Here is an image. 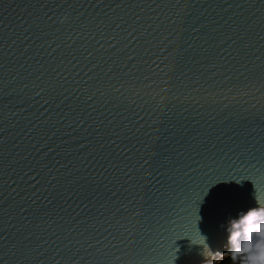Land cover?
I'll list each match as a JSON object with an SVG mask.
<instances>
[{
    "label": "water",
    "instance_id": "1",
    "mask_svg": "<svg viewBox=\"0 0 264 264\" xmlns=\"http://www.w3.org/2000/svg\"><path fill=\"white\" fill-rule=\"evenodd\" d=\"M0 140V264H203L264 204V0H0Z\"/></svg>",
    "mask_w": 264,
    "mask_h": 264
},
{
    "label": "clouds",
    "instance_id": "2",
    "mask_svg": "<svg viewBox=\"0 0 264 264\" xmlns=\"http://www.w3.org/2000/svg\"><path fill=\"white\" fill-rule=\"evenodd\" d=\"M255 206L240 210L227 221L226 238L221 248L213 250L199 231L203 246V264H264V204L254 194ZM206 253V254H205Z\"/></svg>",
    "mask_w": 264,
    "mask_h": 264
},
{
    "label": "snow or ice",
    "instance_id": "3",
    "mask_svg": "<svg viewBox=\"0 0 264 264\" xmlns=\"http://www.w3.org/2000/svg\"><path fill=\"white\" fill-rule=\"evenodd\" d=\"M0 143H2V140H0ZM244 180H250V181H252L250 178H245ZM253 183V182H252ZM193 232H194V236H195V238L197 239V240H200V236H199V233H196L195 232V228L193 227ZM188 236L191 238L192 236H190L189 234H188ZM173 256H174V248L172 247L171 249H170V251H169V259H170V264H171V262H172V258H173Z\"/></svg>",
    "mask_w": 264,
    "mask_h": 264
}]
</instances>
